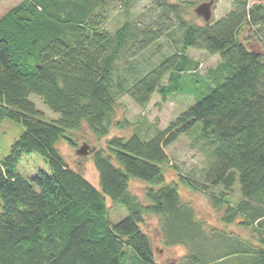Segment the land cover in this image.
<instances>
[{
  "label": "trees",
  "instance_id": "obj_1",
  "mask_svg": "<svg viewBox=\"0 0 264 264\" xmlns=\"http://www.w3.org/2000/svg\"><path fill=\"white\" fill-rule=\"evenodd\" d=\"M134 1L23 0L0 17V125L9 118L25 126L0 159V264H158L142 229L147 214L160 217L166 245L187 248L176 264H264V0H234L224 17L204 25L185 18L188 1L152 0L158 15L139 28L127 19ZM117 5L126 18L112 31L108 21ZM244 26L259 47L240 39ZM163 36L175 52L134 72L131 60ZM190 48L220 55L209 70L213 84L200 78ZM124 55L128 66L121 68ZM204 90L164 129L146 139L136 131L114 135L96 150L99 187L55 147L63 137L76 147L66 134L84 124L98 138L129 124L116 119L124 95L146 107L155 93L166 102L175 93ZM30 94L59 119H43ZM185 134L204 140L208 159L201 178L189 173L181 180L207 194L225 224L251 229L252 238L205 226L178 183L166 182L168 147ZM31 153L47 159L50 174L27 179L17 172ZM132 178L151 184L147 202L131 192ZM235 188L241 199L233 204ZM107 200L127 212L117 223Z\"/></svg>",
  "mask_w": 264,
  "mask_h": 264
},
{
  "label": "rangeland",
  "instance_id": "obj_2",
  "mask_svg": "<svg viewBox=\"0 0 264 264\" xmlns=\"http://www.w3.org/2000/svg\"><path fill=\"white\" fill-rule=\"evenodd\" d=\"M23 0H0V17L6 12L18 5ZM171 3H179L188 1L191 3L189 7H185L184 16L187 20L204 25L207 23L203 17L195 13V8L203 2L209 0H168ZM234 7V0H214V8L212 18L209 22H213L224 17ZM127 19L139 28L140 26L150 23L158 15V9L152 0H135L132 8L127 12ZM124 7L117 5L111 12L110 20L108 21V28L114 31L125 21ZM253 36L252 28L244 26L241 28L239 36L244 40L246 45L250 48L259 47L256 38ZM167 36H163L146 51L140 53L131 61L134 65V72L145 71L148 68L147 62L159 61L165 55H171L175 52L174 45ZM187 53L197 60L200 65L198 73L202 80L208 84H213V76L209 70L217 67L221 61L220 55H211L207 51L198 50L194 48L188 49ZM130 58L128 59V61ZM121 68L128 66L126 55L120 61ZM199 85V84H198ZM207 91L204 90L201 94L198 92H188L182 94H173L170 99L163 102L158 93L153 94L150 103L146 107L137 105L128 95L122 96L118 100L116 119L127 120L123 128L113 127L108 136L98 138L95 136L86 124L77 131H68V135L72 136L77 146L70 144L65 137L61 138L55 147L65 162L72 168L79 170L87 180L93 185L99 187V173L95 167L92 154L99 149H106L108 147L107 141L114 135L129 136L136 131L141 138L146 139L154 132L155 128L164 129L171 121L175 120L180 114L193 106L196 101L201 98ZM29 99L32 100L37 109L42 111L43 119L46 121H53L59 119L60 115L53 112L43 100L36 94H30ZM86 123V121H84ZM201 127L198 123L195 128ZM25 131V126L22 123L13 121L9 118L3 120L0 125V159L5 158L11 151L12 145L19 139L20 135ZM145 136V137H144ZM83 144L88 145V153L85 156H79L76 153L77 148ZM168 152L171 156V162L164 168V175L166 182H177L179 193L184 202L189 203L196 212V217L205 223V226H213L217 230L228 229L230 232H239L244 237L252 238L251 229L244 228L239 225L237 221L229 225L225 224L218 213L212 206L207 194L193 190L185 184L180 175L193 174L196 178H201V173L207 165L208 146L205 145L204 140L196 139L194 134L182 135L177 141L168 147ZM39 171L47 174L51 173L47 159L39 153L25 154L22 156L17 166V172L24 178L32 179ZM151 186L150 183L139 179L132 178L130 181L131 192L138 196L140 200L147 202L145 196L146 188ZM237 188L239 184L237 183ZM235 188L230 194V201L235 204L241 197L238 189ZM216 194L221 191L220 187L214 188ZM240 191V190H239ZM111 207L110 218L113 223L119 222L127 215L123 207L114 205L110 200H107ZM144 223L142 229L150 236L153 248L155 251V259L158 264H176L183 260L187 253V248L183 245L168 246L164 242L162 232V221L159 216L154 214H147L144 216Z\"/></svg>",
  "mask_w": 264,
  "mask_h": 264
},
{
  "label": "water",
  "instance_id": "obj_3",
  "mask_svg": "<svg viewBox=\"0 0 264 264\" xmlns=\"http://www.w3.org/2000/svg\"><path fill=\"white\" fill-rule=\"evenodd\" d=\"M214 4V0H209L203 3H200L196 8H195V13L201 17L204 18L206 22H209L212 18V7ZM76 153L79 156H85L88 153V145L83 144L81 147L77 148Z\"/></svg>",
  "mask_w": 264,
  "mask_h": 264
},
{
  "label": "flooded vegetation",
  "instance_id": "obj_4",
  "mask_svg": "<svg viewBox=\"0 0 264 264\" xmlns=\"http://www.w3.org/2000/svg\"><path fill=\"white\" fill-rule=\"evenodd\" d=\"M250 1H251V2H250V3H251L250 5H252V4H253V3H252L253 0H250ZM213 8H214V4H213V7H212V12H213ZM256 42H257L258 45H261L259 41L256 40Z\"/></svg>",
  "mask_w": 264,
  "mask_h": 264
}]
</instances>
